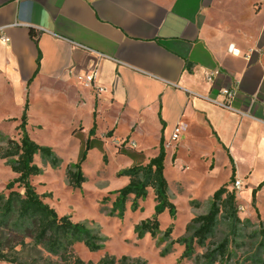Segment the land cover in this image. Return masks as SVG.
I'll return each mask as SVG.
<instances>
[{
	"label": "crops",
	"instance_id": "crops-1",
	"mask_svg": "<svg viewBox=\"0 0 264 264\" xmlns=\"http://www.w3.org/2000/svg\"><path fill=\"white\" fill-rule=\"evenodd\" d=\"M211 3L0 0V38L9 39H0V121H19L25 105L34 121L55 104L75 121L70 134L80 149L90 130L81 121L105 123V132L95 124L91 138L100 146L106 132L132 144L129 167L155 157L162 140L165 176L167 163L180 175L198 172L192 188L209 199L231 189L233 176L242 183L237 204L264 229V39L211 23ZM82 47L108 57L99 64L100 96L79 80L94 62ZM222 89L235 93L232 107L247 117L194 96L222 100Z\"/></svg>",
	"mask_w": 264,
	"mask_h": 264
},
{
	"label": "rangeland",
	"instance_id": "rangeland-1",
	"mask_svg": "<svg viewBox=\"0 0 264 264\" xmlns=\"http://www.w3.org/2000/svg\"><path fill=\"white\" fill-rule=\"evenodd\" d=\"M209 21L221 24L223 28H231L243 38L264 39V0H212ZM261 53H264V50H261ZM56 106L54 104L48 110H38L36 113L40 117L28 121L27 133L31 140L39 146L51 149L58 160L57 164L52 166L36 155L34 164L39 168L40 174L31 179V184L37 194L43 197L44 203L53 208L58 216H69L72 223L83 225L102 239L101 248L95 252L89 251L81 242H76L71 247L72 254L84 262L94 264L106 255L117 259L127 256L148 264H194L193 260L181 258L183 245L169 246V242L184 237L190 220L205 214L211 203V198H208L207 191L202 187L192 188V182L200 177L198 172H185L180 175L167 163L165 178L169 187L168 199L175 206V214L173 216L167 210L163 211L158 216L160 226L156 236L152 238L149 233H145L139 237L135 232L136 227L141 221L150 219L155 214L157 205L152 189L147 190L144 198L134 201V197L130 196L123 207L118 206L115 193L128 184V179L119 174L129 168V160L126 155L115 152V148L118 150L121 143L107 137L109 132L104 133L103 139L99 138L102 141L101 146L91 147L85 154V162L81 164L80 169L85 181L80 188H70L66 171L78 163L82 149L78 139L71 138L70 132L75 121H65L68 112ZM18 123L19 121H0V146H3L7 139H18L15 131ZM81 123L90 129L96 124L100 131H106L105 123ZM124 131L125 128H121L119 134ZM15 178L16 175L12 173L6 161L0 159V194H8L6 187ZM178 182L182 183L183 190L176 186ZM13 189L22 193L16 185ZM197 203L199 206H196ZM237 216L240 220L248 219L243 212H238ZM252 223L254 227L246 230V236L258 230V223ZM169 226H172L173 231L171 236L165 239L164 233ZM226 235L228 228L221 218L214 235L206 242V247L194 246V256L203 254L207 246L218 243ZM244 243L240 248L230 247L235 256L228 264H236L237 261L248 264L244 260L253 253L257 243L249 237ZM0 250L6 255V262L0 264L59 263L57 257L48 255L39 247L34 248L29 241H25L24 245L16 244L13 236L7 231L0 232ZM166 250L168 252L165 253Z\"/></svg>",
	"mask_w": 264,
	"mask_h": 264
},
{
	"label": "trees",
	"instance_id": "trees-1",
	"mask_svg": "<svg viewBox=\"0 0 264 264\" xmlns=\"http://www.w3.org/2000/svg\"><path fill=\"white\" fill-rule=\"evenodd\" d=\"M31 39L37 45V37L30 31ZM39 55L37 63L39 62ZM27 105L23 110L18 125L15 127L18 139H7L3 146H0V159L5 160L7 166L16 178L7 185L8 194H0V232H9L16 244L24 245L29 241L34 248H41L48 255L57 257L58 264H94L84 262L71 252V247L76 242H81L89 251L95 252L101 248L102 239L88 231L83 225L72 223L69 216H58L53 208L44 203L43 197L37 194L31 179L40 174L39 168L34 164V157L39 155L43 160L55 166L58 162L51 149L36 144L27 133ZM96 125L88 132V138L84 142L83 149L77 164L69 167L66 171V179L70 188H80L85 181L81 173V164L85 162V154L91 147H99L95 139ZM108 137V134H107ZM127 141L122 143L118 153L130 155L131 149L125 147ZM125 149V150H124ZM165 148L161 140L158 154L149 159L146 164L131 166L123 170L119 176L126 177L128 184L116 191L118 206L123 207L124 202L130 197L134 201L146 196L147 190L152 189L156 203L155 214L152 218L141 221L135 232L141 237L149 233L152 238L159 232L158 216L165 210L170 215L175 214V206L168 199V183L164 175ZM231 177V185L234 183ZM16 185L20 193L14 190ZM255 190L252 192L251 205L254 208ZM199 206V203L196 204ZM235 192L229 187L223 186L216 190L211 198L207 212L203 215L193 217L185 228V236L175 241H170L169 246L179 244L184 246L181 258L193 260L194 264H228L235 256L230 247H242L244 241L249 237L257 244L254 251L244 261L248 264H264V229L258 224V230L252 231L246 236L248 228L254 227L253 223L246 219L240 220L237 216ZM257 213V212H256ZM258 218V213L256 214ZM225 221L228 228V235L218 243L207 246L206 251L194 256V246L205 248L206 242L214 235L220 222ZM173 231L169 226L164 233L168 239ZM168 250L165 251V253ZM0 262H6V255L0 250ZM95 264H148L139 259H131L121 256L119 259L111 256H104ZM236 264H243L236 262Z\"/></svg>",
	"mask_w": 264,
	"mask_h": 264
},
{
	"label": "built area",
	"instance_id": "built-area-1",
	"mask_svg": "<svg viewBox=\"0 0 264 264\" xmlns=\"http://www.w3.org/2000/svg\"><path fill=\"white\" fill-rule=\"evenodd\" d=\"M3 43H8L9 39L6 37H1L0 38ZM87 53L92 55L94 57V62L91 65V68L86 71L81 77H79V80L81 81L82 87L88 90L93 91L97 96H100L105 89L99 85H97V77H98V70H99V64L102 60L108 59L107 56L97 53L91 49L84 48L82 47ZM228 51L236 54L238 53L237 50L234 49L233 45H230L228 47ZM208 81L211 82V75L208 76ZM222 96V100H218L217 98H212L208 96H199V95H194L197 96L198 98H201L208 103L217 106L219 108H222L224 110L231 111L233 113H236L240 116H245L247 117L248 115L246 113H242L240 111L235 110L232 107V100L235 96V93L228 90V89H222L219 93ZM179 137V129H175L170 137V141H176ZM124 143V142H123ZM122 144V143H121ZM128 149H134V146L132 144H128L125 146ZM242 188V183L239 180H235L234 183L231 186V190L236 193H238ZM238 212H244V208L242 206L237 207Z\"/></svg>",
	"mask_w": 264,
	"mask_h": 264
}]
</instances>
